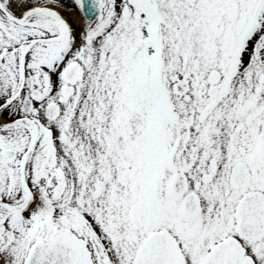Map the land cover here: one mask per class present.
I'll list each match as a JSON object with an SVG mask.
<instances>
[{
    "label": "snow or ice",
    "instance_id": "1",
    "mask_svg": "<svg viewBox=\"0 0 264 264\" xmlns=\"http://www.w3.org/2000/svg\"><path fill=\"white\" fill-rule=\"evenodd\" d=\"M0 264H264V0H0Z\"/></svg>",
    "mask_w": 264,
    "mask_h": 264
}]
</instances>
